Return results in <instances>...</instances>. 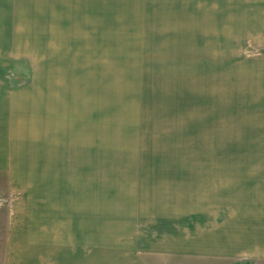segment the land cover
Wrapping results in <instances>:
<instances>
[{
  "label": "rangeland",
  "instance_id": "obj_1",
  "mask_svg": "<svg viewBox=\"0 0 264 264\" xmlns=\"http://www.w3.org/2000/svg\"><path fill=\"white\" fill-rule=\"evenodd\" d=\"M225 2L0 0V264H264V6Z\"/></svg>",
  "mask_w": 264,
  "mask_h": 264
},
{
  "label": "crops",
  "instance_id": "obj_2",
  "mask_svg": "<svg viewBox=\"0 0 264 264\" xmlns=\"http://www.w3.org/2000/svg\"><path fill=\"white\" fill-rule=\"evenodd\" d=\"M11 1L12 0H10V2ZM222 1H224V4L226 3L225 0H215V2L218 4H222ZM239 1L241 3L240 7H242L240 9L241 11H251V9L246 8L248 6H258V7L264 6V0H239ZM209 2L210 0H199V4L202 6L209 4ZM195 3L196 1H194V5ZM228 4H230V2ZM262 10L264 11V9ZM27 87L20 86L18 88H0V170L9 169V167L11 166L9 164V158L10 160H13V157H15L14 153L18 152L17 149L13 150V147H10L8 144V138L13 137V133H12L13 131L12 130L11 132L9 131V124H8L9 99L11 97L12 99H14V97L17 94L16 91L18 89L20 90L22 88H27ZM9 93L11 94L9 95Z\"/></svg>",
  "mask_w": 264,
  "mask_h": 264
}]
</instances>
